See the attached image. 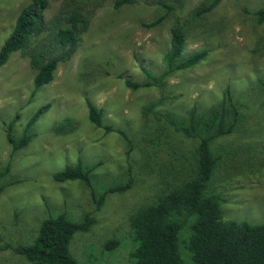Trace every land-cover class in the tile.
Listing matches in <instances>:
<instances>
[{
  "label": "rangeland",
  "instance_id": "rangeland-1",
  "mask_svg": "<svg viewBox=\"0 0 264 264\" xmlns=\"http://www.w3.org/2000/svg\"><path fill=\"white\" fill-rule=\"evenodd\" d=\"M31 0H0V49ZM46 22L65 0H48ZM115 0H90V25L68 61L61 62L51 84L38 89L30 48L13 54L0 68V168L11 163L1 181L0 247L28 245L41 223L65 216L95 225L77 233L71 252L78 264H131L136 248L132 215L163 193L179 187L196 166L198 141L177 133L161 116L186 117L226 101L239 111L236 131L215 140L216 168L209 193L220 194L225 222L264 223V23L254 12L264 0H222L196 16L212 0H183L159 26L146 28L165 15L154 0L114 7ZM186 26L183 57L207 50L208 57L192 69L176 72L157 86L131 90L125 80L145 83L146 71L160 75L171 47V28ZM42 37L34 39L36 44ZM87 99L103 112L104 124L125 133L107 134L88 117ZM156 104L154 112L146 111ZM47 112L31 128V144L16 153L6 124L18 117L14 135L28 131L33 115ZM81 161L98 165L92 188L80 182L59 183L56 173ZM131 184L106 197L98 209L94 194ZM190 230L181 236V251L190 260ZM114 250H108L110 242ZM0 264H31L12 250H0Z\"/></svg>",
  "mask_w": 264,
  "mask_h": 264
},
{
  "label": "trees",
  "instance_id": "trees-1",
  "mask_svg": "<svg viewBox=\"0 0 264 264\" xmlns=\"http://www.w3.org/2000/svg\"><path fill=\"white\" fill-rule=\"evenodd\" d=\"M90 0H65L58 14L49 22L44 13L49 9L48 0H31L19 14L13 32L0 49V68L6 65L11 56L30 48L31 66L36 71L35 89L52 83L59 64L68 61L74 54L80 36L88 30L90 16L87 3ZM138 0H115L117 10L132 6ZM165 15L156 21L144 24L146 28L159 26L173 14L183 0H154ZM208 6H202L196 16L209 11L222 0H212ZM259 24L264 23V8L253 13ZM42 37L36 44L34 39ZM187 41L186 26L176 23L171 28V47L164 56L165 70L160 75L146 71L145 83L125 80L131 90L157 86L164 88L165 81L176 72L192 69L203 62L209 55L207 50L183 57ZM264 87V82H262ZM157 105L146 108L154 112ZM41 107L30 119L28 131L21 137L14 135L18 117L6 124V136L12 145V153L27 148L33 135L31 128L49 109ZM89 121L107 134L119 133L104 124L103 112L90 99H87ZM239 111L233 104L223 101L205 112H198L194 107L188 116H161L177 132L187 139L198 141L196 166L191 175L179 187L158 196L153 202L142 206L130 219L136 239V248L131 264H264V223L225 222L220 194L209 193L216 158L212 150L215 140L233 134L240 121ZM98 165L86 166L81 161L75 166H67L55 174L59 183L80 182L92 188V174ZM11 163L0 168V195L6 186L2 180L10 173ZM131 188V184L119 185L108 189L103 195L93 193L97 208L105 203L112 193H122ZM95 218L86 215L80 222H74L65 216L45 219L40 226L37 238L31 244L17 247L5 245L0 250H12L24 257L31 264H78L71 252V243L77 233H85L95 225ZM190 230L191 258L187 260L181 251V236ZM116 242L111 241L108 250H114Z\"/></svg>",
  "mask_w": 264,
  "mask_h": 264
}]
</instances>
